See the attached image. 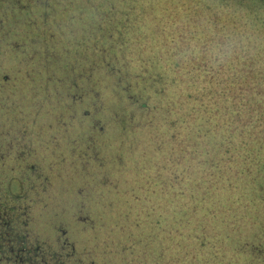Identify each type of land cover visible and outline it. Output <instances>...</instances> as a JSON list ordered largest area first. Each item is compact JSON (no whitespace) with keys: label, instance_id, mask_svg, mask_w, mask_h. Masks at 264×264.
<instances>
[{"label":"trees","instance_id":"trees-1","mask_svg":"<svg viewBox=\"0 0 264 264\" xmlns=\"http://www.w3.org/2000/svg\"><path fill=\"white\" fill-rule=\"evenodd\" d=\"M0 113V264H264V0H0Z\"/></svg>","mask_w":264,"mask_h":264},{"label":"rangeland","instance_id":"rangeland-1","mask_svg":"<svg viewBox=\"0 0 264 264\" xmlns=\"http://www.w3.org/2000/svg\"><path fill=\"white\" fill-rule=\"evenodd\" d=\"M37 26V25H36ZM31 49V48H30ZM31 54H33V59H34V62H37V63H42L43 62V59L42 58H40V54H34L33 52H32V50H30L29 51ZM41 53H44V51H42ZM42 56V55H41ZM43 57V56H42ZM44 65H46L44 62H43V66ZM42 68V67H41ZM56 71H55V74L54 73H52V72H49V71H47L46 69L44 70V69H41V71H39V72H36V75L37 76H39L40 77V79H42V80H45V79H47V80H50V79H52V78H54V79H59V78H61L63 75H64V72L61 70V69H59V68H56L55 69ZM177 91H179V92H182V90H181V88H178V89H176L175 90V87H174V85L173 84H168V85H164V89H163V91L161 92V94L162 95H175L176 94V92ZM2 112V111H1ZM1 114V113H0ZM6 115V114H5ZM2 115H0V117H1ZM5 129V131H2L1 132V134H0V147L1 148H3V145H4V143H5V141H8V137H9V134L12 132V129L10 130V129H8L7 130V128H4ZM4 138V139H3ZM7 143H9V142H7ZM14 171H15V169H14ZM64 177H65V182H64V184L66 185L67 184V181H66V178L68 179L69 177L67 176V173L64 175ZM68 185V184H67ZM61 187H65V186H63V185H61Z\"/></svg>","mask_w":264,"mask_h":264}]
</instances>
